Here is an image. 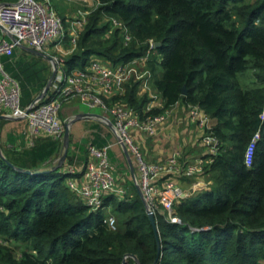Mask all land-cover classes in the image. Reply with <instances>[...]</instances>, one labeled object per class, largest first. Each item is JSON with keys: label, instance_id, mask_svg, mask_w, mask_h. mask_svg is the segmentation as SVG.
I'll use <instances>...</instances> for the list:
<instances>
[{"label": "trees", "instance_id": "obj_1", "mask_svg": "<svg viewBox=\"0 0 264 264\" xmlns=\"http://www.w3.org/2000/svg\"><path fill=\"white\" fill-rule=\"evenodd\" d=\"M94 2L80 9L89 11L87 23L64 69L83 70L94 56L126 62L145 55L149 41L159 43L147 64L153 77L158 74L151 86L162 107L145 115L177 104L203 111L210 121L204 134L217 139L219 150L205 156L211 161L200 174L209 190L191 191L175 205L177 223L155 211L157 239L135 185L120 197L105 196L102 208L91 211L68 188L71 175L45 168L59 151L58 141L40 137L21 151L13 148L16 143L0 147V264H137L131 256L139 264H264V0ZM112 20L123 27L107 34ZM16 54L1 57L3 71L19 84L20 106L26 108L45 87L49 71ZM139 86L131 80L108 103L142 118L151 98L138 95ZM257 132L248 167L245 150ZM168 176L193 183L178 173ZM106 210L116 217L115 230L104 223Z\"/></svg>", "mask_w": 264, "mask_h": 264}, {"label": "built area", "instance_id": "obj_2", "mask_svg": "<svg viewBox=\"0 0 264 264\" xmlns=\"http://www.w3.org/2000/svg\"><path fill=\"white\" fill-rule=\"evenodd\" d=\"M88 15L89 11L79 10L65 21L50 7V0L40 2L18 0L13 4H0V26L2 27V30L0 29V59L3 56H12L19 45L46 53L49 46L60 48L66 41L70 47V54L87 23ZM64 24L69 27H65ZM122 27L120 22L112 20L107 34L113 29ZM122 32L124 41L128 42L130 36L127 29L124 27ZM154 48L153 41H149L145 55L117 64L108 63L94 56L86 68L70 71V75L64 69V58L52 57L57 65V73L51 86L42 100L31 103L26 108L20 106L19 84L3 71L0 60V116L10 120H26L27 139L23 145L16 143L13 147L16 151H21L32 148L40 137H50L62 142L66 125L58 118V111L63 102L79 98L87 108L100 109L104 113L102 115L104 119L100 121L106 126L107 122H110L114 136L119 138L128 151L135 156V166H133L135 178L132 177L134 185L135 182L138 183L145 200L154 213L160 209L167 214L170 222L177 223L174 207L180 203L181 199L189 195L184 193L180 186L171 182H165L159 186L160 178L167 173H178L180 176L197 178L211 160L205 163L202 159L195 160L186 163L182 168L175 158L166 159L157 164H148L133 146V137L135 134L144 137L154 136L165 122V115H145L153 109L145 108L144 116L141 118L128 107L108 103L113 96H122L124 86L131 80L140 81L141 85L145 84L144 79L134 74V67L145 65L149 56L154 54ZM188 114L191 120L199 121L200 125L207 127L208 118L199 107H189ZM259 140L260 133L257 132L246 147L244 163L248 167L252 164ZM203 143L207 147L209 156L218 154V141L215 137L205 136ZM109 148L110 146L101 148L89 146L88 160L80 173L76 174L72 167L64 170L65 173L71 175L67 180L68 188L78 195L91 211L102 208L105 196L115 194L120 197L125 192L121 184V181H124L115 175V169L109 161ZM196 185L201 187L197 189L209 190L210 182L206 183L199 179ZM104 223L109 229L115 230L114 216H106Z\"/></svg>", "mask_w": 264, "mask_h": 264}, {"label": "crops", "instance_id": "obj_3", "mask_svg": "<svg viewBox=\"0 0 264 264\" xmlns=\"http://www.w3.org/2000/svg\"><path fill=\"white\" fill-rule=\"evenodd\" d=\"M69 49L70 47L64 52L63 50L65 49H59V51L57 50V53L66 58L69 55ZM14 52L18 54V57L23 55V49L17 48ZM145 67L146 65L142 64L134 67V74H137L139 78L144 79L145 81V84H140L138 87V95L145 93L151 98L150 103L145 108H161L162 101L160 96L150 87H148V90H144L143 88V86L149 85V80L153 77L151 71ZM147 72L149 74H147ZM125 88L126 85L124 86V92ZM114 97L117 96L115 95L113 98ZM75 102L81 103L80 101ZM187 110L189 111L188 106L177 104L169 111L163 113V115H165V122L158 128L154 136L147 139L146 144L139 141L140 137H133L134 141L139 139L137 142L139 143V147H141L145 161L148 164H157L166 159L175 158L180 168H182L185 163L194 162L195 160L202 159V162L204 163L207 161V158L205 157L207 155V147L203 143V140L205 137L204 131L208 127L210 121L208 120L207 127L202 126L199 121L191 120L190 117L187 116ZM84 114L97 115L96 113L84 110H76L65 121H62L66 126L69 125V142L67 147V152L69 151V153H66V158L60 171L65 170L67 167H72L76 174H78L82 171L88 160L87 151L89 146H95L97 148L110 146L108 156L111 165L115 169V175L123 181L126 180L124 177H127L128 175L130 179H132L128 160L117 137H115L108 126L104 124L113 134L112 137H109L110 135L105 133L102 130V127H100L102 122L94 116H86L76 120V117ZM26 126L27 122L25 119L0 120V144L2 146L5 145V147L8 148L12 143L19 142L24 144L27 139L25 132ZM97 134L101 137H95ZM59 143V151L45 164V168L52 169L58 164V160L64 150L63 140ZM130 153V160L134 166L135 159ZM69 159L74 160L73 165L75 168L71 165ZM168 174L169 173L162 175L158 183L159 186L163 185L165 182H171L177 186H181L183 192L187 195H190L191 191L201 188L200 186H197L199 183L196 185V183L199 182L200 176L193 178L192 185L191 183L188 185L187 183H181L176 177L168 176ZM123 184H125V182H123Z\"/></svg>", "mask_w": 264, "mask_h": 264}, {"label": "rangeland", "instance_id": "obj_4", "mask_svg": "<svg viewBox=\"0 0 264 264\" xmlns=\"http://www.w3.org/2000/svg\"><path fill=\"white\" fill-rule=\"evenodd\" d=\"M94 3H95L94 0H50V7L59 16H61L64 19L65 16H66V18L67 17L70 18L75 13L74 11H77V10H80V9H84L85 7H90L91 8L94 5ZM64 25H65V27H67V26L69 27V25H67V24H64ZM6 39L8 40V37H6ZM68 45H69L68 44V41L64 42V44L60 48H53V46L51 45V46L48 47V50L45 53V55H48L51 58L52 57H55V56H59V58H65L62 55H58L57 50L59 51V49H65V50H63V52H64V51H66L68 49ZM153 56H155V55H152L151 54L149 56V59L147 60V62L145 64L146 65L145 68H148L149 67L147 63H149L150 61H152L151 59L153 58ZM23 60L24 61H28V62H32L33 64H35V67L36 68L43 67L45 70L49 71L48 79L50 78L51 73H52V63L51 62L47 61L43 57H40V56H37V55H33V54H31V53H29V52H27L25 50H23ZM1 65H2V69L4 68V70L7 71V67H6L3 59L1 60ZM66 73L68 75L71 74V72L68 71V70H66ZM147 74H149V73L147 72ZM156 76H158V74ZM156 76L150 78L149 85L148 86H146V85L143 86L144 90L145 89L148 90L149 89L148 87L152 88V86L150 84H151V82L154 80V78ZM0 77H1V74H0ZM31 94H32L31 89L29 87H26L25 92H24V96L25 97H29ZM143 94H145V93H141L140 95H143ZM31 101H32V99H31ZM75 101H80L81 103H76ZM84 105L82 104V101L79 98H75V99H71L70 101L63 102L61 104L60 108H59V111H58V118L60 119V121H65L76 110H84V111H87V112L96 113L97 115H104V113L100 109H98V108L89 109V108H87V106H84ZM188 112L189 111L187 110V113ZM108 116L111 118L110 115H108ZM187 116L189 117V114ZM100 125H101L100 127H102V130L105 133L109 134L110 135L109 137H112V135H113L111 133L112 130L108 127L111 130L110 131L103 123L100 124ZM135 137H140V140L139 139H136V141H134V139H133V146L137 150L138 154L145 161L144 154L142 153L141 147H139L140 145L137 142V140L142 141V143H145L146 144L147 143V139H149V137H146V136L144 137V136H141L139 134L138 135L135 134ZM0 147L7 148L8 149V147H5V145L2 146L0 144ZM130 154L133 155L132 153H130ZM133 157L135 158L134 155H133ZM124 178L126 179V180H124L125 184H123L122 181H121V184L123 185V188H124V190L126 192V190L128 191L129 189H131L132 185L134 186V183H133V180L130 179L129 175L127 177H124ZM72 179H75V178L72 177ZM121 184H120V186H122ZM109 215L110 216H113L112 214L109 213L108 210H106L105 216H109ZM115 219H116V217H115Z\"/></svg>", "mask_w": 264, "mask_h": 264}, {"label": "water", "instance_id": "obj_5", "mask_svg": "<svg viewBox=\"0 0 264 264\" xmlns=\"http://www.w3.org/2000/svg\"><path fill=\"white\" fill-rule=\"evenodd\" d=\"M0 29L2 30V27L0 26ZM159 46V43L155 44V47H158ZM18 48L20 49H23L33 55H37V56H40V57H43L45 58L47 61L51 62L52 63V73H51V76L50 78L48 79L45 87L43 88V90L41 91V93L39 94V96H37L34 101L32 103H35L36 101H40L43 99V97L45 96V94L47 93L49 87L51 86V83L52 81L54 80L55 76H56V73H57V65L56 63H54L53 59L51 57H49L48 55H45V53H42V52H37L33 49H30L28 47H25V46H22V45H19ZM86 116H94L96 118H98L99 120L101 119H104L103 116L101 115H91V114H84V115H80L79 117H76V120L79 119V118H82V117H86ZM0 120H10L8 118H5L3 116H0ZM107 126L112 130V124L110 122H107ZM118 139V142L121 146V148L123 149V152L128 160V163H129V167H130V172H131V175L133 177V179L135 178V174H134V169H133V165H132V162L130 160V156H129V153H128V149L126 148V146L124 145V143L119 139ZM68 142H69V125L66 126V130H65V133H64V138H63V147H64V150H63V153L62 155L60 156L59 160H58V164L53 167L52 169L48 170L47 172H51V171H56L58 169H60L65 161V158H66V153H67V147H68ZM0 154L2 155V152H1V148H0ZM5 159V158H4ZM11 167H13L12 164L8 163ZM17 171L19 172H24L26 174H32L31 171L29 170H22L20 168H15ZM135 181V180H134ZM135 188L137 190V193L140 197V199L142 200L144 206H145V209H146V213L149 217V220L151 222V225L153 226L154 228V231H155V234H156V237L157 239H159L158 237V228H157V224H156V220H155V216H154V212L152 211V209L149 207L147 201L145 200V197L138 185L137 182H135ZM160 254V251L159 253ZM132 258L135 259L136 263L139 264L138 262V259L135 257V256H131ZM158 263V259L153 263V264H157ZM123 264H126V259L124 260Z\"/></svg>", "mask_w": 264, "mask_h": 264}]
</instances>
